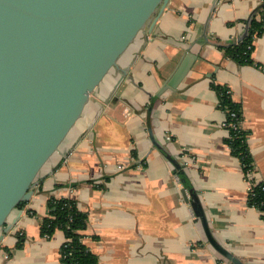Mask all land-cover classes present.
I'll return each mask as SVG.
<instances>
[{"label":"crops","instance_id":"0c3cea01","mask_svg":"<svg viewBox=\"0 0 264 264\" xmlns=\"http://www.w3.org/2000/svg\"><path fill=\"white\" fill-rule=\"evenodd\" d=\"M262 1L168 0L91 93L30 199L8 217L0 264H60L63 230L40 234L51 196L73 198L87 212L84 242L98 264H236L209 233L243 264H264V217L249 202L250 178L227 142L214 87L239 103L253 178L264 181V33L254 39V63L221 47L240 40ZM185 58L186 74L162 91Z\"/></svg>","mask_w":264,"mask_h":264},{"label":"water","instance_id":"95a60500","mask_svg":"<svg viewBox=\"0 0 264 264\" xmlns=\"http://www.w3.org/2000/svg\"><path fill=\"white\" fill-rule=\"evenodd\" d=\"M167 3L0 0V231L32 196L38 174L81 117L91 93ZM250 18L240 40L248 34ZM186 61L162 91L177 86L188 71ZM183 193L189 200L186 188ZM192 204L206 221L197 195Z\"/></svg>","mask_w":264,"mask_h":264},{"label":"trees","instance_id":"16d2710c","mask_svg":"<svg viewBox=\"0 0 264 264\" xmlns=\"http://www.w3.org/2000/svg\"><path fill=\"white\" fill-rule=\"evenodd\" d=\"M264 10V0L255 8L250 18L249 31L242 40L229 45H221L226 55L235 59L237 62L254 63L252 51L254 48L255 37L264 33V18L258 15ZM218 94L220 106L225 109L227 117V128L229 136L227 142L232 152L237 155L244 169L253 167V158L248 146V133L243 128L242 110L239 103L232 99L231 91L220 84H214ZM236 111L240 120L231 115ZM236 123V126L230 123ZM189 186L188 182H185ZM264 184V183H263ZM256 194L250 193L248 199L251 205L257 207L264 217V188L262 184L257 185ZM26 201L21 202L18 206L23 205ZM49 212L41 219L40 234L51 237L58 229L63 230L65 241L61 245L60 264H98V256L85 244L84 230L87 227V212L81 210L75 199L69 197L51 196L48 200ZM22 236L16 244V247L23 246Z\"/></svg>","mask_w":264,"mask_h":264},{"label":"built area","instance_id":"2783aa9c","mask_svg":"<svg viewBox=\"0 0 264 264\" xmlns=\"http://www.w3.org/2000/svg\"><path fill=\"white\" fill-rule=\"evenodd\" d=\"M231 115H232V116H235L236 119L240 120V117H239V115L237 114L236 111L231 112ZM240 122H242V120H241ZM227 123H228V121H227V117H226V120L224 121V124L226 125V127H227ZM232 124H233L234 126H236V123H233V122L230 123V125H232ZM245 173H246V175L250 178L249 194L251 193L252 196H254V195L256 194V190H255L256 186L262 184V188H264V184H263L264 181L254 180V178H253L254 164H253V167L251 166V167L247 168V169L245 170ZM177 178H178V177H177ZM253 206H254V205H253Z\"/></svg>","mask_w":264,"mask_h":264}]
</instances>
